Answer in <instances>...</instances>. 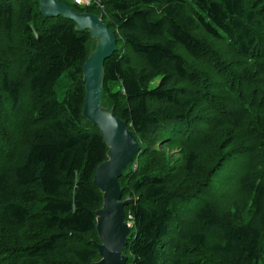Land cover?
Here are the masks:
<instances>
[{"label":"trees","instance_id":"16d2710c","mask_svg":"<svg viewBox=\"0 0 264 264\" xmlns=\"http://www.w3.org/2000/svg\"><path fill=\"white\" fill-rule=\"evenodd\" d=\"M98 1L86 10L63 2L102 16L117 37L103 102L141 146L120 178L123 198L136 200L124 208L127 264H264V0ZM89 45L87 31L45 17L39 0H0V264L99 257L94 177L108 148L83 117ZM156 135L180 149L181 163L144 144ZM208 152L214 164L246 153L262 163L232 170L252 196L247 222L225 220L206 193ZM176 199L193 207L177 213Z\"/></svg>","mask_w":264,"mask_h":264},{"label":"water","instance_id":"95a60500","mask_svg":"<svg viewBox=\"0 0 264 264\" xmlns=\"http://www.w3.org/2000/svg\"><path fill=\"white\" fill-rule=\"evenodd\" d=\"M40 12L47 18L63 17L75 23L78 32L90 35L89 55L83 65L85 104L83 117L100 133L108 148L106 160L97 168L94 184L102 195L95 212L99 243H94L99 257L92 264H127L126 246L133 234V223L124 208L136 200L123 198L120 178L128 172L140 151V142L127 122L104 104L105 62L118 51L116 34L102 16L77 11L61 0H39Z\"/></svg>","mask_w":264,"mask_h":264},{"label":"rangeland","instance_id":"374dc122","mask_svg":"<svg viewBox=\"0 0 264 264\" xmlns=\"http://www.w3.org/2000/svg\"><path fill=\"white\" fill-rule=\"evenodd\" d=\"M62 1V0H61ZM66 2H69V4L76 6L79 10L80 9H87L91 5H93L96 0H63ZM90 2H92L90 5H88ZM202 37L206 40V42L212 47L215 52L219 51L220 53H225L226 50H224V46L215 45L211 38L208 36L202 35ZM230 57H232L230 55ZM233 58V57H232ZM134 63L139 64L140 59L134 57ZM213 65V60L209 59L208 62L205 65H201L202 71H207L210 68V66ZM212 67V66H211ZM6 106H9V103H6ZM167 136V135H166ZM166 136L162 137L161 135H156L152 137L151 139H147V141L144 142V144H147L151 146L153 149L158 150L160 153L165 154L168 160L166 162H171L175 164L177 160L178 162H182L183 155L181 154V151L179 148L168 145V143L171 141L167 140ZM217 139V138H216ZM220 139V138H219ZM219 146V145H218ZM227 143L222 144V150H227ZM203 157V156H202ZM226 158V157H225ZM224 158V159H225ZM142 158L139 156L138 160L135 161L133 166V172H136L139 170L140 167V160ZM204 161V165H202V168H199V175H202L204 178L206 176L210 175L208 178L210 189L209 191H206L208 196H211L213 194V200L212 203L215 206V208L218 210L220 215L225 219L230 221L232 224H243L247 222L252 217V208H251V202H252V196L249 193H246L244 190V187H239L237 184H235L233 179L232 170L235 168H238L239 166H242L244 164H248L251 168H255L259 170L262 163L259 160H256L253 164H249L248 162V154L241 155L237 158L233 157L231 159L223 161H218L216 164L212 162L211 156L208 153L204 155L202 158ZM223 159V160H224ZM257 177H259L257 173ZM258 180V179H257ZM200 183L202 182V178L199 177V179L194 178L191 180L192 183ZM233 183L237 185L238 187H232L229 192L224 189V185L227 183ZM197 183V184H198ZM230 188V185L229 187ZM209 198V197H208ZM210 199V198H209ZM194 199L186 200L188 202L193 201ZM200 200V199H195ZM174 207L176 209L177 213H180L183 209H189L192 208V205H185L182 202H180L178 199L175 200ZM175 229H178V227H175ZM212 234V231L209 232V236ZM212 239V238H211ZM213 240V239H212ZM184 243V241H181V243ZM189 255H192L190 253ZM199 257V254H196L194 256H190V258H197ZM201 258V257H200ZM202 261H205V259L201 258ZM185 260H189L188 257L185 258ZM212 264H220V262H213Z\"/></svg>","mask_w":264,"mask_h":264},{"label":"built area","instance_id":"2783aa9c","mask_svg":"<svg viewBox=\"0 0 264 264\" xmlns=\"http://www.w3.org/2000/svg\"><path fill=\"white\" fill-rule=\"evenodd\" d=\"M92 2H90L88 5H90ZM94 4H97V5H99L100 6V4H99V1L98 0H96L95 2H93ZM102 8V7H101Z\"/></svg>","mask_w":264,"mask_h":264}]
</instances>
